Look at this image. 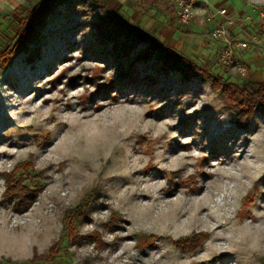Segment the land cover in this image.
Segmentation results:
<instances>
[{
    "label": "clouds",
    "instance_id": "1",
    "mask_svg": "<svg viewBox=\"0 0 264 264\" xmlns=\"http://www.w3.org/2000/svg\"><path fill=\"white\" fill-rule=\"evenodd\" d=\"M95 2L103 16L126 0ZM26 3L0 0V9ZM195 3L178 0L182 23L194 16L203 22L206 10L193 9ZM248 5L264 9V0H248ZM77 11L87 13L82 20H91L86 6L78 5ZM218 12L226 15L227 9ZM90 31L85 27L76 40ZM69 55L52 77L34 81L33 87L43 90L39 96L36 91L21 96L0 84L13 122L0 130V138H6L0 139V264H32L50 255L65 233L66 214L92 197L104 207H89L90 222L81 218L80 240L67 249L71 264H220L225 255L234 258L233 264H264V119L255 117L251 130L228 142L226 155L213 158L208 141L200 140L203 120L196 121L193 135L182 136L179 115H150L166 100L122 96L116 90L94 100L99 86L116 78V69L85 59L82 48ZM69 64L79 83L70 87L65 79L53 88L51 80ZM231 71L245 79L249 74L239 65ZM202 88L199 96L181 95L177 110L191 116L209 106L221 121L235 115L211 80ZM142 140L151 143V152ZM173 141L183 147L173 152ZM24 164L42 174L43 186L34 200L21 205L9 202L15 193L10 194L7 177ZM153 169L162 175H153ZM249 197H255L254 204L249 205ZM201 236L194 254L178 247ZM140 238H152L151 247L141 249Z\"/></svg>",
    "mask_w": 264,
    "mask_h": 264
},
{
    "label": "rangeland",
    "instance_id": "2",
    "mask_svg": "<svg viewBox=\"0 0 264 264\" xmlns=\"http://www.w3.org/2000/svg\"><path fill=\"white\" fill-rule=\"evenodd\" d=\"M36 1L27 0L26 4L15 9L8 5L0 9V53L15 41V34L21 28L19 20ZM127 1L116 5L113 11L103 16L99 14V6L95 0H66L57 5L37 27L38 37L35 43L16 52L7 65H1L0 59V69H4L0 84H7L21 96L32 91H36L39 96L43 90L35 89L34 81L43 79L47 75L52 77L56 67L71 58L69 54L72 51L82 48L85 59L101 61L109 68L116 69V78L109 85L99 86L93 96L94 100L107 97L113 90L118 91L122 96L136 93L157 100H166L167 103L163 108L150 115L157 118L179 115V131L182 136L193 135L197 126L196 121L203 120L200 140L208 141L206 150L210 151L213 158L220 154L226 155L230 151L229 141L235 142L242 132L251 130L254 127L255 117L264 119V109L252 107L257 101L252 92L264 84V49L254 42L256 39L264 40V9L250 7L248 0H208L205 6L199 3L194 8L206 10L202 23L199 16H194L188 23H181L175 15L174 0H167L165 3L168 7L154 14H151L153 9L149 7L147 9L146 1L136 0V3L131 1V4ZM142 2H145V5ZM78 5H84L90 10L91 20L81 19L87 13L77 11ZM220 6L227 8L234 15L236 20V26L232 30L234 36L250 40L249 47L238 52L239 59L249 70L246 79H240L231 70L226 71L216 63L218 51L216 47H219V44L210 39L209 31L215 20L212 18L213 13ZM164 11L165 13H161ZM85 27H90L91 31L82 40L77 41L76 35ZM151 35L200 66L205 76L195 75L190 79H184L180 74L167 70L161 58H156L157 53L150 46L148 38ZM72 72V66L66 65L65 70L51 80L52 87L55 88L65 79H68L70 87L76 86L81 78L74 77ZM208 75L217 77L232 88L246 90L245 94L237 92L236 99L226 98L218 91L226 105V110L235 113L228 120H219L220 113L209 106H205L202 111L191 116H186L183 109L177 110L179 97L184 93L191 92L194 97L200 95L205 80H211ZM213 89L216 90L214 87ZM190 104L191 102L185 107ZM12 123L8 117V105L0 96V130L6 129ZM40 139H45L46 142V138ZM141 146L148 152L152 150L150 142L142 140ZM181 147L183 146L173 141L171 150L174 152ZM152 173L155 176L162 175L155 169ZM7 180L10 193H15L10 197L9 202L18 200L21 205L27 200H34L43 186L42 174L34 172L30 164L20 165L12 176L7 177ZM24 190L27 191L25 195L22 194ZM248 203L254 204L255 197H249ZM91 206L104 207L97 205L95 198L92 197L80 208L68 212L64 221L65 233L61 241L53 247L50 255L37 257L32 264H71L67 249L70 244L80 240L78 228L83 222L81 218L84 217V221L90 222L87 212ZM118 222L119 217H114L113 223ZM97 242L99 243L98 238ZM181 242L178 247L189 255L194 254L201 246L199 239L196 238L187 240L185 247H181ZM151 244L152 238H140L141 249L151 247ZM233 259L231 255H225L219 258V262L233 264Z\"/></svg>",
    "mask_w": 264,
    "mask_h": 264
},
{
    "label": "trees",
    "instance_id": "3",
    "mask_svg": "<svg viewBox=\"0 0 264 264\" xmlns=\"http://www.w3.org/2000/svg\"><path fill=\"white\" fill-rule=\"evenodd\" d=\"M65 1L66 0H41L39 3V0H37L33 7L27 10L26 15L19 20L21 28L15 34V41L0 53V59L2 60L1 65H7L16 52L22 48H26L31 43H35L36 38L38 37L37 27L39 24L45 19L49 12ZM137 36L140 35L137 34ZM148 41L152 50L157 53L156 58H161L162 63L167 70L180 74L184 79H190L195 75H204V70L200 66L174 51L170 46L160 42L157 38H154L151 35L148 38ZM207 77L211 78L213 87L226 98L230 97L236 99L237 97L235 96L237 92L243 94L246 93V90L236 87L232 88L231 85L221 82L217 77H210L209 75ZM252 94L257 98V101H255L256 103H254L252 107L254 109H264V103H259L261 99H264V84L257 87ZM26 192L27 191L24 190V193L22 194L25 195ZM194 238L199 239L201 243L204 237L201 236ZM181 244V247L187 246V240L181 242Z\"/></svg>",
    "mask_w": 264,
    "mask_h": 264
},
{
    "label": "built area",
    "instance_id": "4",
    "mask_svg": "<svg viewBox=\"0 0 264 264\" xmlns=\"http://www.w3.org/2000/svg\"><path fill=\"white\" fill-rule=\"evenodd\" d=\"M189 0H185V3L187 4ZM203 4L204 6L208 4L207 0H196V3L192 5L193 9L195 8V5L197 4ZM173 6L175 9V15L179 22H181L182 16H183V8L178 6V0L173 1ZM221 9H227L225 7H218L216 8L215 12L213 13L212 18L216 19L217 16H220L221 19H218L214 22L213 26L211 27L209 31V37L212 41H215L219 44L217 56H216V63L219 67L222 69L229 71L233 67H236L237 65L246 67L245 63H243L239 57L238 52L240 50H245L249 47L250 40L245 38H238L234 36L232 33V30L236 26V20L234 17L229 13L227 9L226 15H220L218 10ZM193 19V18H192ZM190 19L189 21H191ZM188 21V22H189ZM182 23V22H181ZM223 31L227 33V36H221L219 33ZM255 44L260 46L262 49H264V40H254ZM240 79H244L239 76L238 73H235Z\"/></svg>",
    "mask_w": 264,
    "mask_h": 264
},
{
    "label": "crops",
    "instance_id": "5",
    "mask_svg": "<svg viewBox=\"0 0 264 264\" xmlns=\"http://www.w3.org/2000/svg\"><path fill=\"white\" fill-rule=\"evenodd\" d=\"M135 2L136 3V0H128L127 2L128 3H130V2ZM139 2H141V1H146V4H147V9H148V7L150 8V9H153V11L151 10V14H154V13H158L159 11H162V10H164L166 7H168L167 6V4L165 3L167 0H138ZM207 2H208V0H207ZM143 3V2H142ZM145 3V2H144ZM143 3V5H145ZM131 4V3H130ZM220 7H223V6H220ZM229 11V10H228ZM161 13H165V11L164 12H161ZM229 13L234 17V15L229 11ZM218 19H221V17L220 16H217L216 17V19L212 22V25H211V27L213 26V24H214V22L216 21V20H218ZM235 19V18H234ZM211 27H210V29H211ZM233 34H235V33H233ZM165 44V43H164ZM166 45H168V44H166ZM169 46V45H168ZM216 49L218 50V47H216Z\"/></svg>",
    "mask_w": 264,
    "mask_h": 264
}]
</instances>
